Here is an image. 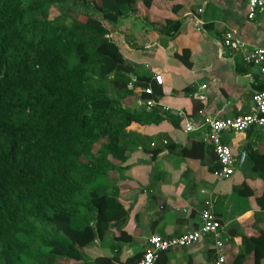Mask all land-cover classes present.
<instances>
[{
    "label": "crops",
    "instance_id": "crops-1",
    "mask_svg": "<svg viewBox=\"0 0 264 264\" xmlns=\"http://www.w3.org/2000/svg\"><path fill=\"white\" fill-rule=\"evenodd\" d=\"M117 1L128 10L116 22L102 21L106 49L130 69L126 77L132 94L120 103L137 120L126 127L121 141L125 159L112 160L114 169L104 183L128 219L122 237L112 228L83 250L80 261L63 264H91L100 257L117 264L140 259L149 237L197 229L208 198L223 226L226 264H232L243 251L242 237H264V173H259L264 169V126L223 134L233 156H245L230 177L220 179L214 175L219 164L202 124L206 117L251 112L252 94L263 88L258 68L239 52L230 54L222 42L234 32L244 50L264 47V7L249 20L248 0ZM199 22L203 30H197ZM155 74L162 76L161 85L154 82ZM202 85L206 88L200 91ZM148 86L151 97L143 93ZM196 93L205 101L196 99ZM148 98L154 100L151 107L143 103ZM187 119L197 129L186 132ZM215 257L211 239L205 238L162 252L157 264H212ZM243 264H264V256L250 253Z\"/></svg>",
    "mask_w": 264,
    "mask_h": 264
},
{
    "label": "trees",
    "instance_id": "trees-1",
    "mask_svg": "<svg viewBox=\"0 0 264 264\" xmlns=\"http://www.w3.org/2000/svg\"><path fill=\"white\" fill-rule=\"evenodd\" d=\"M98 2L0 0V264L80 261L110 229L124 235L128 211L104 180L137 118L120 103L130 69L107 51L102 21L128 6ZM242 245L232 264L264 256L263 236Z\"/></svg>",
    "mask_w": 264,
    "mask_h": 264
},
{
    "label": "built area",
    "instance_id": "built-area-1",
    "mask_svg": "<svg viewBox=\"0 0 264 264\" xmlns=\"http://www.w3.org/2000/svg\"><path fill=\"white\" fill-rule=\"evenodd\" d=\"M264 7V0H248L247 2V18L252 20L258 11ZM197 30H203L202 23L196 24ZM222 46L229 50L230 54L239 52L242 59L258 68L260 74V82L263 86L260 90H255L251 98V112L228 118H210L203 120L205 127V137L212 146L216 156L219 168L214 175L220 179L230 177L234 173L235 164H242L244 154L238 159L233 156L231 148L226 145L222 136L227 132H244L252 126H264V47L256 48L252 51L244 50V45L234 32H228L222 42ZM154 82L158 85L162 84V76L155 74ZM206 85H202L200 91L205 89ZM143 93L148 97L153 95L151 87H145ZM195 98L205 101V96L200 93L194 94ZM145 106L154 105L151 98L143 101ZM183 116V113H179ZM197 129L191 120H186L184 130L186 132ZM205 208L200 212V226L193 230L171 237H161L153 235L147 239V245L144 248L141 258L132 264H157L159 255L175 248H185L195 245L205 238H210L212 247L215 251V259L212 264H226V256L223 254L224 240L222 236V224L216 219L211 210V200L208 198L204 202Z\"/></svg>",
    "mask_w": 264,
    "mask_h": 264
},
{
    "label": "rangeland",
    "instance_id": "rangeland-1",
    "mask_svg": "<svg viewBox=\"0 0 264 264\" xmlns=\"http://www.w3.org/2000/svg\"><path fill=\"white\" fill-rule=\"evenodd\" d=\"M71 13V12H70ZM74 13V12H73ZM72 13V14H73ZM58 14V11L56 10V8L55 7H52L51 8V14H50V17L52 18V17H54L55 15H57Z\"/></svg>",
    "mask_w": 264,
    "mask_h": 264
}]
</instances>
